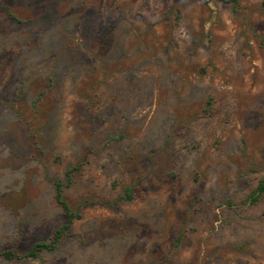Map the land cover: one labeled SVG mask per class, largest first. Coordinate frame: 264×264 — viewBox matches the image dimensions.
<instances>
[{
    "label": "rangeland",
    "instance_id": "obj_1",
    "mask_svg": "<svg viewBox=\"0 0 264 264\" xmlns=\"http://www.w3.org/2000/svg\"><path fill=\"white\" fill-rule=\"evenodd\" d=\"M261 1L0 0V264H264Z\"/></svg>",
    "mask_w": 264,
    "mask_h": 264
},
{
    "label": "trees",
    "instance_id": "obj_2",
    "mask_svg": "<svg viewBox=\"0 0 264 264\" xmlns=\"http://www.w3.org/2000/svg\"><path fill=\"white\" fill-rule=\"evenodd\" d=\"M233 5L236 4V0H230ZM261 7L264 8V0L261 1ZM77 167H70L65 170V185L69 184L70 173L75 171ZM59 180H53L54 187V200L61 207L64 216V222L53 232L52 237L47 242H35L32 246L22 254L21 257L34 259L37 255L43 251H51L58 240L65 235L70 228V225L74 219H77L79 215L70 211L66 203L62 199V189L65 186ZM264 194V180H259L254 189H252L246 197L245 202L253 204L258 201L259 197ZM129 197L128 193L125 195ZM0 257L11 260L18 258L19 256L9 250L0 251Z\"/></svg>",
    "mask_w": 264,
    "mask_h": 264
}]
</instances>
